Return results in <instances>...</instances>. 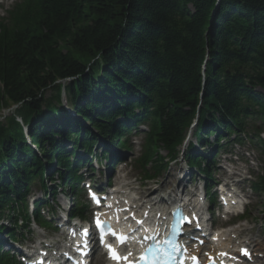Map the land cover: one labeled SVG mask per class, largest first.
<instances>
[{"label":"trees","instance_id":"trees-1","mask_svg":"<svg viewBox=\"0 0 264 264\" xmlns=\"http://www.w3.org/2000/svg\"><path fill=\"white\" fill-rule=\"evenodd\" d=\"M13 107L0 122V219L11 228L31 186L47 192L57 176L72 194L75 151L102 140L113 160L110 146L124 148L140 122L143 173L167 169L158 152L176 159L196 120L184 159L205 174L222 141L264 133V0H20L0 20V108ZM253 189L264 196V175Z\"/></svg>","mask_w":264,"mask_h":264},{"label":"rangeland","instance_id":"rangeland-1","mask_svg":"<svg viewBox=\"0 0 264 264\" xmlns=\"http://www.w3.org/2000/svg\"><path fill=\"white\" fill-rule=\"evenodd\" d=\"M16 1V0H15ZM50 93H47L46 96L48 97ZM11 110L2 111L0 108V122H4L3 118L4 116L9 115ZM145 131L144 128L141 134L136 136V138L130 139L129 145L131 150L128 151L125 155V158L127 161V164L120 165L117 169L115 168L114 175H111V182L115 185H124L125 183H128V187L133 189L134 195L138 193L139 189H142L144 187H148L151 190L157 188L160 186V184L167 178V175L170 172H173L174 178H177L178 175L183 176V174L188 172L186 171V168L182 162H175L172 163L169 169L162 174L160 178L155 180L154 182L150 183H142V181H139L140 174L138 175V172L134 170V166L136 164L134 163L135 159L138 158V156L141 154L144 137H145ZM192 132V131H191ZM190 135V134H189ZM195 139V138H194ZM262 139L264 140V136H262ZM194 143V140L192 138L191 140ZM99 142V140H98ZM96 142L95 147L97 145H101V142ZM107 146H110V144H107ZM255 146L254 141H250L248 139H243L242 145H233L227 149V154L220 155L217 159V163L219 166L216 168V173L214 174L215 180H218L219 182H225L226 176L229 175V177L235 180H241V184L238 185V189H243L244 197L241 198V202L247 201L248 203V221L246 223H239V227H236L237 230H239L237 236L239 237L237 242L240 240L243 241H250L252 245L253 251L255 253H259L264 255V231L261 228V217L259 216V202L260 198L252 194L249 190V183L251 180H254L255 176L260 173V166H261V160L258 154V151L253 148ZM161 155H164L163 151H159ZM95 165L94 163L92 164ZM251 176V179H249ZM92 178L96 181L98 178V174L94 173V176ZM174 178L172 179V185H174ZM124 180V181H123ZM186 184V183H185ZM187 190L192 191V185L190 183L186 184ZM144 186V187H143ZM119 190V188H118ZM167 190V189H166ZM165 190V191H166ZM166 192L164 193V195ZM162 194H158L156 197L160 196ZM264 199V196H262V201ZM204 200H200L199 206L202 205ZM240 201V200H239ZM50 204L53 203L54 208L57 207V209H69L71 205V201L68 200L66 197H62L60 194L57 195V197L54 199L53 202H49ZM215 213H218L217 211ZM214 213V219L211 218L212 221H215L216 223H222L225 219L224 215H216ZM6 221V220H5ZM4 221V223H5ZM208 225V223H207ZM233 230V228L227 229L226 231ZM31 234H24V242L26 243L28 240H39L41 237H52L54 238L53 243L59 244L58 240L61 239V235L59 233H53V232H45L39 229H36L35 226H32V231L30 230ZM235 236V237H237ZM234 237V236H232ZM254 247V248H253ZM8 249V248H6ZM264 262V259H262Z\"/></svg>","mask_w":264,"mask_h":264},{"label":"bare ground","instance_id":"bare-ground-1","mask_svg":"<svg viewBox=\"0 0 264 264\" xmlns=\"http://www.w3.org/2000/svg\"><path fill=\"white\" fill-rule=\"evenodd\" d=\"M174 178V174L173 172H170L167 175V178L165 180L167 181H163L160 186H158L156 189L151 190L148 187H144L143 189H139V198H138V203L137 205L132 206L133 204H131V200H130V196L129 195H124L122 194V192L120 191V193L118 194H114L115 198L114 200H112L113 204L116 205L118 202H126V203H130V207L132 208V213H136V207L138 209V211H141V215L143 216L145 213V210H148V213L154 212V215L156 216L157 214H159L160 216H164L163 212H161V210L156 209L158 208V206H167L170 202H172V200L174 198H172V194H174L177 190V187L181 188V182L178 179L177 183L175 185H172V179ZM169 183L171 185H169ZM168 189L167 193H166V197H160V198H156V196L159 193H163L165 192V190ZM114 192V191H113ZM124 195V196H122ZM175 195V194H174ZM176 197V196H175ZM194 196L192 195L190 198H193ZM133 203H136V200H133ZM125 206V205H123ZM127 207V205H126ZM137 211V213H138ZM128 214V213H127ZM135 221V218L133 219V222ZM238 230H235V232H237ZM235 232H230L229 234L227 233H223L221 235H219V241H220V245L218 247L216 246H210L209 249L211 250V252L216 255V254H221L226 252V250L230 251L231 253L235 251L236 249V244L235 241L230 239V234H236ZM227 234V235H225ZM224 238V241H222V239ZM227 253V252H226ZM212 254V255H213Z\"/></svg>","mask_w":264,"mask_h":264},{"label":"snow or ice","instance_id":"snow-or-ice-1","mask_svg":"<svg viewBox=\"0 0 264 264\" xmlns=\"http://www.w3.org/2000/svg\"><path fill=\"white\" fill-rule=\"evenodd\" d=\"M121 240H122V238H121ZM111 251H112V250H111V248H110V253H111ZM245 254H246V253H245ZM113 258H117V257L113 254Z\"/></svg>","mask_w":264,"mask_h":264},{"label":"water","instance_id":"water-1","mask_svg":"<svg viewBox=\"0 0 264 264\" xmlns=\"http://www.w3.org/2000/svg\"><path fill=\"white\" fill-rule=\"evenodd\" d=\"M221 0H217V6H218V4H219V2H220ZM14 109L16 108V107H13Z\"/></svg>","mask_w":264,"mask_h":264}]
</instances>
